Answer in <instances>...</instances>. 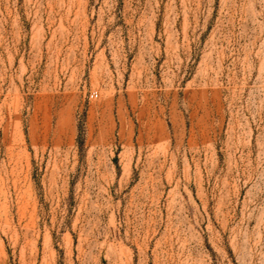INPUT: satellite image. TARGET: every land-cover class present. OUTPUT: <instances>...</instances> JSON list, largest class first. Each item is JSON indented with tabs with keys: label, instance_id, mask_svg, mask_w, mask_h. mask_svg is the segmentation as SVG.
Listing matches in <instances>:
<instances>
[{
	"label": "rangeland",
	"instance_id": "obj_1",
	"mask_svg": "<svg viewBox=\"0 0 264 264\" xmlns=\"http://www.w3.org/2000/svg\"><path fill=\"white\" fill-rule=\"evenodd\" d=\"M0 264H264V0H0Z\"/></svg>",
	"mask_w": 264,
	"mask_h": 264
}]
</instances>
